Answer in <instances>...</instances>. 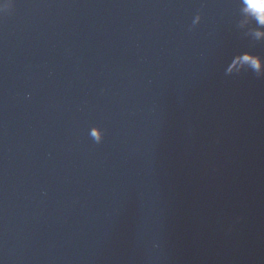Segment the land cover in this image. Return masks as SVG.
<instances>
[{
  "label": "water",
  "instance_id": "1",
  "mask_svg": "<svg viewBox=\"0 0 264 264\" xmlns=\"http://www.w3.org/2000/svg\"><path fill=\"white\" fill-rule=\"evenodd\" d=\"M261 40L237 0H15L0 264H264Z\"/></svg>",
  "mask_w": 264,
  "mask_h": 264
},
{
  "label": "snow or ice",
  "instance_id": "2",
  "mask_svg": "<svg viewBox=\"0 0 264 264\" xmlns=\"http://www.w3.org/2000/svg\"><path fill=\"white\" fill-rule=\"evenodd\" d=\"M237 2L243 6V5H250L254 9H259L261 12H264V0H260L258 3L257 0H237ZM12 7H15V0H12ZM7 4H5L4 8H0V15L6 13ZM261 43H264V40L260 41Z\"/></svg>",
  "mask_w": 264,
  "mask_h": 264
},
{
  "label": "clouds",
  "instance_id": "3",
  "mask_svg": "<svg viewBox=\"0 0 264 264\" xmlns=\"http://www.w3.org/2000/svg\"><path fill=\"white\" fill-rule=\"evenodd\" d=\"M257 2L259 3L260 0H257ZM5 4H7V8L6 11L12 9V0H0V8H4Z\"/></svg>",
  "mask_w": 264,
  "mask_h": 264
}]
</instances>
